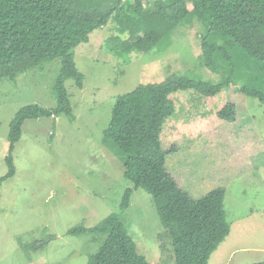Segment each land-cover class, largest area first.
<instances>
[{
	"label": "rangeland",
	"instance_id": "374dc122",
	"mask_svg": "<svg viewBox=\"0 0 264 264\" xmlns=\"http://www.w3.org/2000/svg\"><path fill=\"white\" fill-rule=\"evenodd\" d=\"M116 26L111 21L75 50L84 80L81 88L73 79L65 82L73 117L27 120L23 126L12 153L16 174L0 184V264H87L106 237L68 232L94 228L113 214L149 264H175L154 198L124 178L122 156L104 143V133L117 99L140 85L173 75L218 84L225 72L204 65L206 29L197 18L178 26L150 53L135 52L129 59L106 50ZM61 71L56 59L0 82V178L8 172L12 121L28 105L57 107ZM240 72L251 76L247 68ZM243 85L238 79L214 97L193 90L174 94L176 112L161 135L170 152L167 170L179 187L196 199L226 189L231 232L208 264L264 261V104L243 94ZM254 86L264 93V78ZM228 103L236 106L234 122L218 117ZM129 188L130 205L122 210Z\"/></svg>",
	"mask_w": 264,
	"mask_h": 264
},
{
	"label": "trees",
	"instance_id": "16d2710c",
	"mask_svg": "<svg viewBox=\"0 0 264 264\" xmlns=\"http://www.w3.org/2000/svg\"><path fill=\"white\" fill-rule=\"evenodd\" d=\"M194 18L206 29L202 36L204 65L215 73L223 70L222 81L211 84L173 75L163 83L140 85L117 99L103 140L121 154L124 178L133 189L142 188L154 198L172 241L175 264H208L231 232L226 189L220 187L196 199L179 187L167 170L170 152L164 150L161 135L176 112L172 96L178 92L193 90L214 97L243 79L240 91L264 104V93L254 86L264 78V0H0V82L15 81L46 61H62L55 86L57 107L48 110L28 105L12 121L8 172L0 184L16 174L12 153L27 120L63 114L73 117L65 82L73 79L83 87L75 50L88 43L94 31L114 21L117 35L106 41V50L129 59L135 52L150 53L178 26ZM241 68H247L251 76L242 75ZM236 116L232 103L218 112L227 122H234ZM133 189L125 192L122 210L129 207ZM68 235L106 237L87 264H149L117 214L94 228L71 229Z\"/></svg>",
	"mask_w": 264,
	"mask_h": 264
}]
</instances>
